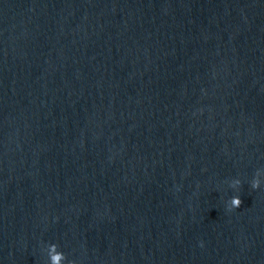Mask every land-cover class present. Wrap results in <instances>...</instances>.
Listing matches in <instances>:
<instances>
[{
    "label": "water",
    "instance_id": "1",
    "mask_svg": "<svg viewBox=\"0 0 264 264\" xmlns=\"http://www.w3.org/2000/svg\"><path fill=\"white\" fill-rule=\"evenodd\" d=\"M57 253L264 264V0H0V264Z\"/></svg>",
    "mask_w": 264,
    "mask_h": 264
},
{
    "label": "clouds",
    "instance_id": "2",
    "mask_svg": "<svg viewBox=\"0 0 264 264\" xmlns=\"http://www.w3.org/2000/svg\"><path fill=\"white\" fill-rule=\"evenodd\" d=\"M259 172V171H258ZM257 172V173H258ZM241 183L240 180H233L231 182V187L236 188ZM251 187L253 189H258L260 187V182L256 178H254L251 182ZM242 201L239 196H233L227 203V210L232 211L233 209H238L241 205ZM52 248L54 249L55 246L53 245ZM62 258V254L57 253L55 256L52 257V264H59V260Z\"/></svg>",
    "mask_w": 264,
    "mask_h": 264
}]
</instances>
